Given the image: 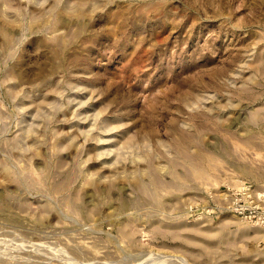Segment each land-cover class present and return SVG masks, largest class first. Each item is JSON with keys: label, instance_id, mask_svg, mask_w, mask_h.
<instances>
[{"label": "rangeland", "instance_id": "obj_1", "mask_svg": "<svg viewBox=\"0 0 264 264\" xmlns=\"http://www.w3.org/2000/svg\"><path fill=\"white\" fill-rule=\"evenodd\" d=\"M0 264H264V0H0Z\"/></svg>", "mask_w": 264, "mask_h": 264}]
</instances>
